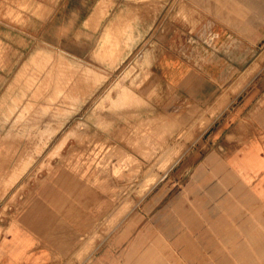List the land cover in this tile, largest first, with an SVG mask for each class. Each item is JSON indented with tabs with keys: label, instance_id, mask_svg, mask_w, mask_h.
<instances>
[{
	"label": "rangeland",
	"instance_id": "obj_1",
	"mask_svg": "<svg viewBox=\"0 0 264 264\" xmlns=\"http://www.w3.org/2000/svg\"><path fill=\"white\" fill-rule=\"evenodd\" d=\"M120 1L118 38L99 41L98 23L88 32L81 23L86 10L74 7L91 0H0V264H83L114 240L117 256L137 252L160 231L165 212L193 206L196 165L226 144L233 130L245 129V122L229 117L233 107L225 109L239 65L229 69L217 58L216 66L227 69L225 78L203 75L198 84L205 89L198 96L179 90L178 63L193 64L199 52L197 60H210L205 54L215 41L195 26L183 38L176 32L170 39L149 38L148 22L167 12L177 22L184 5L192 22L201 13L218 31L231 28L244 36L245 47H233L245 48L240 63L245 73L252 65L245 75V87L255 76L251 90L263 67L264 0ZM76 17L79 22L72 23ZM135 32L138 40L126 45L125 37ZM27 34L33 36L25 48ZM31 47L52 55L40 57L34 71H20ZM66 50L85 52V63L73 66ZM96 87L85 104H67ZM28 96L49 103H23ZM32 114L35 126L25 132ZM38 130L42 149L58 132L55 146L28 168L39 156L29 152ZM27 134L23 149L20 140ZM31 199L53 204L48 219L60 224L47 237L23 221L19 208Z\"/></svg>",
	"mask_w": 264,
	"mask_h": 264
},
{
	"label": "crops",
	"instance_id": "obj_2",
	"mask_svg": "<svg viewBox=\"0 0 264 264\" xmlns=\"http://www.w3.org/2000/svg\"><path fill=\"white\" fill-rule=\"evenodd\" d=\"M187 3L191 5L190 1L185 0L184 4ZM120 5V0H91V2H84L81 6L74 7L86 10L81 16V23L89 27V29L86 28L88 32H91L90 27L93 24L98 23V40L102 41L118 38L115 34L122 24L123 8ZM150 11V15H153V9ZM176 13L179 16L177 22L172 18L173 16H169L168 12L157 23L151 17L148 22L151 25L147 31V34L150 32L149 38L160 35L161 39H170L175 32L179 38H183L188 33L186 30L190 33L195 26V31L199 27L198 30L202 34L205 32L210 34L215 45H212L213 48L205 54V57L210 60L205 62L197 60V57L201 56L199 52L194 55L193 64L186 63V61L178 63L175 86L179 90L188 89L192 96H198L205 89L204 85L198 84L199 81L204 83L203 75L213 77L215 80L218 76L220 78L227 76H223L227 69L216 66L217 58L223 60L229 69L239 65L240 75L233 79L227 87L233 98L225 109L232 106L229 117L245 122V129L233 130L231 132L233 136L230 140L228 139L229 141L227 140L226 144L211 149L196 165L195 180H193L195 184L194 204L190 209L165 212L160 231H154L153 238L141 248H137L136 253H131L129 250V255L117 256L114 251L117 242L114 240V243L107 242L108 244L103 247L102 251H99L98 255L88 257L83 264H264V55L263 67L256 74V86L254 85L250 90L249 87L254 83L255 76L248 80L245 87V75L247 77L250 75L252 65L246 66L245 73V65L240 63L245 59V48L233 47L235 43L245 47V37L231 28L218 31L213 26L214 21L210 19L209 25L201 17L200 12V15L198 13L195 15V21L192 22L188 18L189 10L184 5L178 7ZM76 18L71 20L72 23L79 22V18ZM205 25L207 26L202 27ZM220 35L224 39L219 44ZM29 36L33 35H26L25 48L31 41ZM83 38L86 39V36ZM137 40L138 36L135 32V35L130 34V37H125V44L131 46L132 41ZM51 53L50 49L34 47L26 49L19 70L34 71V67L38 66L35 62L42 56L50 57ZM66 53L68 61L73 66L80 60L85 63V52L80 54L73 50H66ZM240 57L241 59H237ZM247 60H251L250 54ZM99 64L106 68L103 61ZM163 69H169V67ZM36 86L37 84L32 88ZM215 88H217L216 85ZM97 89L99 87L89 92L88 96L72 99V102L67 101V104L83 105L90 100ZM245 89H248L246 95ZM223 98L225 97H218L215 103H221ZM23 103L45 104L49 102L38 101L28 96L25 97ZM32 116L33 114L28 115L25 119L28 121L25 132L27 130L30 133L29 128L35 126L29 123L36 121V118ZM37 121H42V119H37ZM57 133L51 136L44 149H42L40 130L32 133V141L28 139L31 134L25 135L23 140H20L23 149L30 141L29 146L32 147H29V152L39 155L28 168L36 167L42 152H49L53 149L55 145L52 143ZM203 173L206 175L203 180L199 181ZM52 207L53 204L48 199L44 204L31 199L19 210L24 215L23 221L29 224L35 233L43 232L46 234L44 237H47L49 232L52 233L50 229L55 224H60L48 219L53 212ZM171 235L174 238L170 239ZM187 249H193V251H187ZM22 261L19 264H24Z\"/></svg>",
	"mask_w": 264,
	"mask_h": 264
},
{
	"label": "bare ground",
	"instance_id": "obj_3",
	"mask_svg": "<svg viewBox=\"0 0 264 264\" xmlns=\"http://www.w3.org/2000/svg\"><path fill=\"white\" fill-rule=\"evenodd\" d=\"M10 133V132H9ZM7 134V133H6Z\"/></svg>",
	"mask_w": 264,
	"mask_h": 264
}]
</instances>
